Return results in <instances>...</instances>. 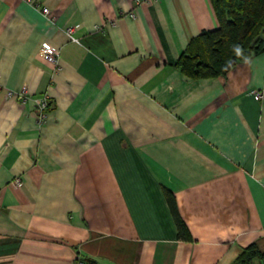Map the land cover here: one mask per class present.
<instances>
[{"label":"crops","instance_id":"0c3cea01","mask_svg":"<svg viewBox=\"0 0 264 264\" xmlns=\"http://www.w3.org/2000/svg\"><path fill=\"white\" fill-rule=\"evenodd\" d=\"M217 26L210 0H0V264H264V51L175 64Z\"/></svg>","mask_w":264,"mask_h":264},{"label":"trees","instance_id":"16d2710c","mask_svg":"<svg viewBox=\"0 0 264 264\" xmlns=\"http://www.w3.org/2000/svg\"><path fill=\"white\" fill-rule=\"evenodd\" d=\"M218 18V26L203 29L176 59L177 68L191 77H209L224 74L235 63L264 51V0H210ZM166 197L177 226V235L190 239L173 194ZM250 245L231 264H244L253 255H259ZM85 260L88 264L92 262Z\"/></svg>","mask_w":264,"mask_h":264},{"label":"built area","instance_id":"2783aa9c","mask_svg":"<svg viewBox=\"0 0 264 264\" xmlns=\"http://www.w3.org/2000/svg\"><path fill=\"white\" fill-rule=\"evenodd\" d=\"M48 8L46 6L42 7V12L47 14L48 13ZM67 33L71 36V38L74 39V37L71 35L72 28L67 27L66 28ZM40 56L46 59L49 62L56 63L57 58L59 55V48L51 45H45L41 48L39 52ZM262 96V92L259 90H254V98L258 99ZM47 106V99L45 97H42L37 100V108L41 112V115H45V110ZM42 117V116H41ZM74 264H88L85 260L77 256L74 260Z\"/></svg>","mask_w":264,"mask_h":264},{"label":"rangeland","instance_id":"374dc122","mask_svg":"<svg viewBox=\"0 0 264 264\" xmlns=\"http://www.w3.org/2000/svg\"><path fill=\"white\" fill-rule=\"evenodd\" d=\"M264 34V33H263Z\"/></svg>","mask_w":264,"mask_h":264}]
</instances>
